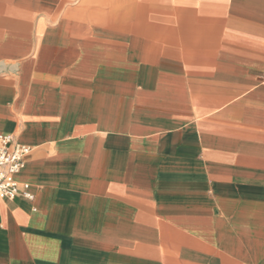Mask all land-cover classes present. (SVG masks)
<instances>
[{
    "label": "crops",
    "instance_id": "obj_1",
    "mask_svg": "<svg viewBox=\"0 0 264 264\" xmlns=\"http://www.w3.org/2000/svg\"><path fill=\"white\" fill-rule=\"evenodd\" d=\"M0 133V264H264V0H0Z\"/></svg>",
    "mask_w": 264,
    "mask_h": 264
},
{
    "label": "built area",
    "instance_id": "obj_2",
    "mask_svg": "<svg viewBox=\"0 0 264 264\" xmlns=\"http://www.w3.org/2000/svg\"><path fill=\"white\" fill-rule=\"evenodd\" d=\"M31 149L29 145L16 142L12 134L0 133V198L14 199L19 195V184L15 175ZM24 196L33 199L28 191H24Z\"/></svg>",
    "mask_w": 264,
    "mask_h": 264
}]
</instances>
